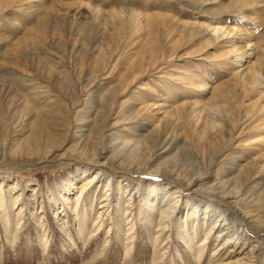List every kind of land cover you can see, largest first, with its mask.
I'll use <instances>...</instances> for the list:
<instances>
[{"label": "bare ground", "instance_id": "obj_1", "mask_svg": "<svg viewBox=\"0 0 264 264\" xmlns=\"http://www.w3.org/2000/svg\"><path fill=\"white\" fill-rule=\"evenodd\" d=\"M178 1L205 14L208 22L138 8L105 9L89 0H0L1 11L20 6L33 18L24 26L10 11L3 13L24 30L19 36L0 33V86L16 96L8 98L9 111L12 108L18 117L13 136L28 156L38 154L30 145H45L53 158L76 156L81 159L76 163L85 164L44 183L0 176V239L11 250L24 239L40 251L36 264H49L47 250L57 230L61 240L57 244L63 251L73 248L76 255L82 254L78 242L88 240L92 255H100L113 240L128 255L140 236L138 224H143L139 234L143 233L149 264L164 261L168 253H173L177 264H261L264 245L260 246L256 233H264V152L259 150L251 158L235 147L228 150L237 121H248L254 109L264 111V0ZM210 3L216 5L208 7ZM234 13L241 15L239 23H228L226 17ZM64 22L75 25L71 40L64 36L67 42L59 30ZM86 25L93 28L91 34L87 32L88 42L83 34ZM261 26L263 30L256 33ZM132 29L146 30L144 50L119 73L118 83L94 87L88 93L90 105L73 121L68 113L80 98L66 96L76 103L71 109L63 106L62 111L54 93L62 88L52 70L54 63L74 56L72 60L82 65L80 54L86 53L87 63L97 68L92 74L97 73L125 47L124 38ZM170 34L179 36L172 42L173 38H166ZM188 41L200 43L194 52L202 51L204 59L217 55L221 69L232 74L230 80L214 85L206 76L181 70L179 62L189 54L174 51ZM109 45L114 48L111 52H117L107 58L101 52ZM20 62L33 63L32 71L18 74L14 64ZM145 68L155 71L151 77L158 88H151L147 96L145 79L138 86L139 95L131 96L122 116L127 119L123 123L135 128L115 127L118 119L106 123L105 116L121 112L113 110L114 99L143 80L148 75ZM171 72L179 73L173 79L183 85L166 84L164 77L172 76ZM86 76L85 82L97 79ZM249 91L257 98L244 112L240 110L245 105L243 96ZM68 125L72 130L66 131ZM239 130L243 128L236 134ZM247 130L264 131V122H255ZM62 131L76 143L63 154L58 152L64 148ZM258 135L257 140L264 142V133ZM124 175H157L163 181L148 179L134 185ZM187 194L200 196L203 203L191 201Z\"/></svg>", "mask_w": 264, "mask_h": 264}, {"label": "rangeland", "instance_id": "obj_2", "mask_svg": "<svg viewBox=\"0 0 264 264\" xmlns=\"http://www.w3.org/2000/svg\"><path fill=\"white\" fill-rule=\"evenodd\" d=\"M47 1L48 3L53 2V0H47ZM57 1L72 2L75 0H54V2H57ZM89 1L92 4H95V3L101 4L103 8L105 9L106 8L111 9L112 7L126 8V9L138 8V9H145L146 12H163L165 14H172L181 20H186L190 18L191 19L198 18L201 21L208 22V20L204 16L205 14L200 15V12L198 11L189 10L187 7H184L183 3L179 2L178 0H89ZM215 5H216L215 3H210L208 7H214ZM11 6L12 5H10L9 6L10 8H8L7 10L13 14L11 15L13 18H15L19 22H22L24 26H28L29 24H31V22L33 21V18L30 15L23 12V10L19 8L20 6H14V7L12 6V8ZM3 7L4 5L0 7V11ZM7 10L0 12V33L4 32V33H8L10 35H15V36H19L23 34L24 30L17 29L16 26L12 22H10L8 19H6V17H4V14L8 12ZM240 19H241V15L239 13L237 14L234 13L233 15H229L226 17L227 22L232 23V24L239 23L238 21ZM61 26H63L65 30ZM61 26H59V30L62 33L63 32L65 33V34L63 33L64 34L63 37L68 36L67 38L71 40V37H72L71 28L75 27V25H73L70 22H64V24L62 23ZM87 27L88 28L86 27L84 28L85 29L83 33L85 37L84 42H88L90 40L91 38L90 34L93 30L91 26H87ZM88 29L89 31H87ZM262 30H263V27L261 26L255 32L260 33ZM87 32H90V34ZM146 36H147L146 30H142L141 32H136L134 29L130 30L127 33L126 37L124 38V41H123L124 43L122 44L125 47L121 48V50L117 53V56H115V59L113 61H112L113 58H110L106 66H104L101 71L100 69L96 70L98 72L94 74L92 73L97 68L95 66V63H91V62L87 63L86 53L80 54L81 57L84 58L82 61V65L80 64L78 65L76 62L73 61L74 56L72 57L69 56L71 62L68 60H62L60 63H54L53 69H52L53 73L56 77H59L60 80L62 81V88L54 92L58 96L57 99L59 100V104H60L62 111H65L63 106L67 108L70 107L71 109V106L74 103H76L75 100L69 101L67 97H69L70 99L72 95L78 96V98H80V101L76 103V106H77L76 109L73 108L71 112L68 113L70 115V119H73L74 121L75 118L79 117L83 113L84 111L83 108L85 106L88 107L90 105L91 95L89 96L88 93L91 90L93 91L94 87H96L97 85H105V84L108 85V83L109 85L118 83L119 80L117 79L120 76L119 73L124 72L126 68L129 66V63L135 60L136 56L139 54L140 51L144 50L143 44H145L147 42L146 39L149 38ZM178 36L179 35H176V34H173V35L170 34V36L166 35V38L169 40L173 38L172 42H174L175 40H177L176 38ZM150 37H151L150 39H152L154 36H150ZM64 39L66 42L69 41V40H66V37H64ZM70 43H72V41H70ZM81 44L82 43H80L79 45ZM84 44L87 45V43H84ZM179 45L181 46L179 47V49H176V51H174L175 53H179V54L188 53L189 54V56H186L182 59L184 60L183 62L181 61L179 62L181 66L180 68L181 70H184L187 73L193 74L196 77L199 75L206 76L207 79L210 82H212L214 85L227 81L228 79L230 80V78L232 77V74H228L223 69H221V66L219 65L220 64L219 62L221 60L216 59L217 55L213 57L211 54V51H210V56L213 57L211 59H204V55L201 54L202 51L194 52L197 48L201 46L200 43L188 41L185 43L182 42ZM109 46H108L109 48L107 47V48L102 49V52H101L102 55L106 56L107 58H109L111 53L114 54L117 52V51L111 52V50L113 51L114 48H113V45H109ZM215 52L216 50L213 53L216 54ZM171 62L172 61L168 62L166 66L170 65ZM33 63H34V66H36V61H34ZM33 63H31L32 66H33ZM32 66L30 64L27 65L24 62L15 63L14 70L18 74L28 73V71H32L33 69ZM169 68H172V67H169ZM137 70L140 71V67H137L136 71ZM144 72H146L148 75H146V77L143 78V80L135 81L132 85H130L126 90L123 91L122 95L114 99V102L117 101V105L113 107V110H121V112L119 114H112L111 112L109 114V117L108 115L105 116L104 119L106 120V123L112 120L118 119L119 123H117L115 127L116 126L117 128L125 127L127 128L126 130L135 128L132 123H127V124L123 123L127 121V119H125L122 116L124 110L129 109L128 105L132 103V101L130 102L131 96L133 94L139 95L140 89L138 88V86L140 85L141 82H144L145 79L149 81L148 82L149 85L146 87L148 89L145 90L148 93L147 96H149V94L152 93L151 88H158L155 82L156 78H152L155 75L154 73L155 71L153 70L149 71L148 68H145ZM166 72H168V70ZM171 73L173 74L172 76L169 75L171 77L169 76L164 77L166 84H169L168 85L169 87H171L172 85L174 86L183 85L181 80L173 79V76L175 75L179 76V73L178 72L176 73L171 72ZM108 74L110 75V77L106 78ZM86 75H91L92 77L96 75L97 79L96 81H93V78H90L88 82H85V77H87ZM89 82L91 83L89 84ZM135 90L137 91L136 93H134ZM13 96L14 98L16 97L13 93H9L7 89L3 88V86H0V176L1 177H7V176L12 175L14 178L19 177L20 179H22V181H33L37 179L41 183H44L45 181L52 180L53 178L59 175H63L65 172H69L71 169H75V166L85 165L81 163H76V161L79 162V160H81L77 158L76 156H69V157L62 156L61 157L59 155L60 157L53 158L52 155H50L52 154L53 151L46 149L45 145L36 146V147L35 145H32V146L30 145L29 148L32 149L33 147V151L38 154H34L32 156L23 154L24 153L23 150L26 147L24 145L22 146L21 144L17 143V139H15L16 137L13 136V130H14L13 126L18 120V117L13 115L12 108L9 111V107H8V98H11V97L13 98ZM256 98H257V94L254 93V91H249L246 95L243 96L245 105L242 106L240 110L241 111L246 110V108L249 107L247 106L249 102H251L253 99H256ZM14 103H16V101ZM75 110H80V111L77 114H75ZM11 114L12 116H10ZM252 114L253 116H250L248 121H245V122L241 120L237 121L239 125L235 129V131L233 132L229 140V148H230L228 150L229 152H231L233 148L235 147L236 151L242 150V152L248 154V156H250L251 158L254 156L255 153H258L259 150H263L264 152V142L262 140H257L259 137H261L258 134H263L264 131L259 132L257 130H252L251 132H249L247 130L248 127L254 124L255 122L256 123L259 121L261 123L264 122L263 121L264 111H261V109L258 108L257 110L256 109L252 110V112H250V115ZM69 128L70 130H72V127L68 125L66 127V131L69 130ZM238 128H243V130L242 132H240L239 130L238 133L236 134V131ZM60 133H62L61 140L64 142L63 144L64 148L62 150H59L58 152L62 153L70 145H76V143L75 142L73 143L72 138H70V136L67 135L65 131H62ZM252 140H257V141L255 143L250 144ZM90 154L92 153L90 152ZM48 156L50 158H48ZM91 156H94V155H91ZM34 157H42L44 158V160L39 159V158L37 159ZM101 160H104V159H101ZM107 172L110 174V171H107ZM155 176L156 177L151 178L149 175L148 176L143 175L144 178H142L141 176L124 175L123 178H126L127 179L126 181H129V182L131 181L130 183L137 185L138 183L141 184L143 181L145 182L148 179L151 180V179L158 178L157 175ZM158 179H160V181H163V178L161 176H159ZM186 196H188V198L191 199V201L193 202L203 203V200L200 199V196L198 195L187 194ZM220 207L223 209L222 206ZM138 225H139V233H140V231H142L143 229V224H138ZM139 233H138V236L139 235L140 236L136 239L137 244L135 248L132 250V252H129L128 255L124 254L125 250L121 248L119 243H114L113 240L111 243V241L109 240L107 242L108 244H107L105 252L103 254L99 255L98 253V255L93 256L92 253L93 254L95 253L88 249L90 246V243L87 244L88 240L85 241V243L81 241L78 242V244H80L84 248L82 251V254L80 253L76 255L73 251V248L67 249L66 250L67 252L63 251V249L59 248L60 246L59 243L61 240H59V237L57 236V230H56V233H54L55 238L51 240L52 244H49L48 246L47 253H50V254H48L49 256L46 262L47 263L51 262L49 264H69V263L71 264H149L150 255L145 249H143L145 247L146 242L143 239V237H141L143 236L142 235L143 233L142 232H141L142 234H139ZM256 234L259 237L260 246H263L264 245V233L259 232ZM0 240L2 241L0 242V245L4 246L2 247V252H3L2 261L4 262V264H36L37 259L41 257L39 253L40 251L38 249L35 250L36 246H33L32 244L27 245L24 239L23 240L21 239L18 242L17 244L18 246L16 245L15 250H11V247H9L4 242L3 237ZM57 242L59 243L57 244ZM2 243H5L6 245L5 244L3 245ZM99 244L102 247L103 244H101V241L99 242ZM60 249H61V252H60ZM168 254L167 255L170 257L165 258L164 261L161 260L158 264H170L172 260L174 261L171 264H175L177 262L175 261V257L172 255L173 253H168ZM261 264H264V259L262 260Z\"/></svg>", "mask_w": 264, "mask_h": 264}]
</instances>
